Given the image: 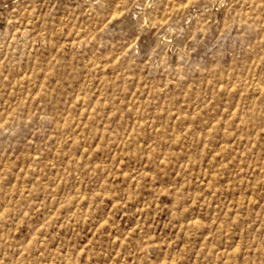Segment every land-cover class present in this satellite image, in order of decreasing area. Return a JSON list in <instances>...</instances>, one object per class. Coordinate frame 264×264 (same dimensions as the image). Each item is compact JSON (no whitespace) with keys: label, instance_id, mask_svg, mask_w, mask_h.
<instances>
[{"label":"rangeland","instance_id":"rangeland-1","mask_svg":"<svg viewBox=\"0 0 264 264\" xmlns=\"http://www.w3.org/2000/svg\"><path fill=\"white\" fill-rule=\"evenodd\" d=\"M0 264H264V0H0Z\"/></svg>","mask_w":264,"mask_h":264}]
</instances>
